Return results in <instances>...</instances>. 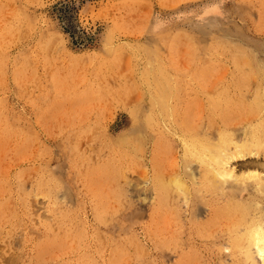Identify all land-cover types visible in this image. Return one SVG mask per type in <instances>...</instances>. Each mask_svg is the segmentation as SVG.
I'll return each mask as SVG.
<instances>
[{
	"label": "rangeland",
	"instance_id": "rangeland-1",
	"mask_svg": "<svg viewBox=\"0 0 264 264\" xmlns=\"http://www.w3.org/2000/svg\"><path fill=\"white\" fill-rule=\"evenodd\" d=\"M263 218L264 0H0V264H263Z\"/></svg>",
	"mask_w": 264,
	"mask_h": 264
},
{
	"label": "bare ground",
	"instance_id": "bare-ground-1",
	"mask_svg": "<svg viewBox=\"0 0 264 264\" xmlns=\"http://www.w3.org/2000/svg\"><path fill=\"white\" fill-rule=\"evenodd\" d=\"M225 123V121H224ZM218 129V128H217ZM251 132V131H250ZM258 133V131L256 132ZM258 135V134H257ZM262 135V134H261ZM256 136V135H255ZM258 137V136H257ZM249 139V138H248ZM254 137V135H251L248 143H244V144H233V147L231 148L230 143L231 140L228 136L226 135H221L219 141H217L216 144L213 145H205V143L203 145H199V148L196 150H192V148L190 149V152L193 156H195L197 160H199L203 165H205L206 167L210 168V171H212L213 174L209 175L210 179L211 176L214 177L212 178L213 180H215L217 182V180L219 181V179H221L220 181L223 180L224 181H228L230 179H232L234 177L233 175V169H232V165H231V161L235 160V159H244L246 157H249L251 155H256L257 152H259V148L260 146L263 144V142L259 141L258 139H256ZM243 143V140H241ZM246 142V141H245ZM237 143V142H235ZM232 144V143H231ZM193 152H192V151ZM253 158V157H252ZM200 164V163H199ZM201 165V164H200ZM94 167V166H93ZM202 168V167H201ZM205 168V167H204ZM100 169V168H99ZM206 172V171H204ZM236 172V171H235ZM101 173V171H100ZM203 173V172H202ZM207 173V172H206ZM208 173V174H209ZM165 174V173H164ZM215 175V176H214ZM96 176V175H95ZM194 176V175H193ZM252 176V175H251ZM257 176V175H255ZM90 177V176H88ZM218 179H217V178ZM250 177V176H249ZM166 178V177H165ZM207 178V177H206ZM242 178V177H241ZM241 178L237 179L240 180ZM258 178V177H257ZM256 178V179H257ZM255 179V180H256ZM244 180V179H243ZM170 181V180H169ZM236 181V180H233ZM242 181V180H240ZM259 181V180H258ZM257 182V181H256ZM177 185H179V187L181 186V184L179 182H176ZM258 184V182H257ZM260 184H258L259 186ZM97 186V184H96ZM101 186V185H100ZM105 186V185H104ZM99 187V186H98ZM172 187V186H171ZM182 188V187H181ZM180 188V189H181ZM104 189V188H103ZM259 189V188H258ZM262 189V188H261ZM102 190V189H101ZM184 190V188H183ZM103 191V190H102ZM60 192V191H59ZM182 192V191H181ZM260 192V189L259 191ZM34 193V192H33ZM151 193V192H150ZM187 193V192H185ZM66 194V193H65ZM63 195V194H62ZM187 195V194H186ZM253 195V194H252ZM37 196V195H35ZM34 196V197H35ZM59 196V195H58ZM184 196V195H183ZM38 197V196H37ZM53 197V196H52ZM261 197V196H260ZM60 198V197H59ZM37 199V198H36ZM55 199V198H54ZM261 199V198H260ZM45 200V199H44ZM68 200V199H67ZM46 201V200H45ZM42 202V201H41ZM257 213V212H256ZM45 216V215H44ZM257 218V217H256ZM259 218V217H258ZM257 218V219H258ZM262 218V217H261ZM157 219V218H156ZM252 220H255L254 218ZM260 220V219H259ZM154 221V220H153ZM257 223H259L258 220H256ZM254 222V221H251ZM263 226L264 224V218L262 220H260L259 226H254V229L252 227L251 231H249L247 233V239L250 241H252L250 244L254 243V245L256 246V248H253L256 250V252L258 254H260L261 258H262V263L264 264V229L263 227L261 228V225ZM68 226V225H67ZM248 226V225H247ZM249 226H251L249 224ZM249 228V227H248ZM246 229V228H245ZM247 230V229H246ZM246 233V231H245ZM246 235V234H245ZM47 239V238H46ZM45 239V240H46ZM170 240V239H169ZM40 242V241H39ZM177 244V243H176ZM43 245V243H42ZM244 246V245H243ZM40 247V246H39ZM252 248V247H251ZM254 251V250H253ZM249 253V252H248ZM1 255V254H0ZM238 256V255H237ZM260 259V258H259ZM8 260H6L7 262ZM260 262V261H259Z\"/></svg>",
	"mask_w": 264,
	"mask_h": 264
}]
</instances>
